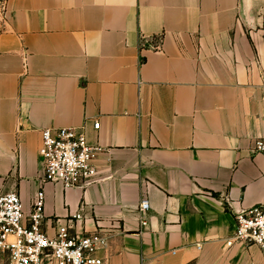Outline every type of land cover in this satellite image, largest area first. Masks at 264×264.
Returning <instances> with one entry per match:
<instances>
[{
    "label": "crops",
    "instance_id": "crops-1",
    "mask_svg": "<svg viewBox=\"0 0 264 264\" xmlns=\"http://www.w3.org/2000/svg\"><path fill=\"white\" fill-rule=\"evenodd\" d=\"M0 34V194L45 226L77 213L105 264H264L226 247L264 206V0H7ZM100 121V129L93 121ZM98 182L43 183L42 130L82 127ZM149 201L147 226L140 223Z\"/></svg>",
    "mask_w": 264,
    "mask_h": 264
},
{
    "label": "built area",
    "instance_id": "built-area-1",
    "mask_svg": "<svg viewBox=\"0 0 264 264\" xmlns=\"http://www.w3.org/2000/svg\"><path fill=\"white\" fill-rule=\"evenodd\" d=\"M100 129V121H93ZM100 147L89 143L85 126L42 130L40 155L44 165L43 183L62 184L65 188H87L98 182L95 166ZM251 152L264 154V137L253 142ZM45 191L33 198L32 210L24 211L17 191L0 194V258L7 264H105L109 235L103 230L78 233L77 213L66 223L55 221L54 234L45 229ZM140 223L148 224L149 201L142 200ZM235 230L226 247H256L264 256V206L253 205L234 211Z\"/></svg>",
    "mask_w": 264,
    "mask_h": 264
},
{
    "label": "rangeland",
    "instance_id": "rangeland-1",
    "mask_svg": "<svg viewBox=\"0 0 264 264\" xmlns=\"http://www.w3.org/2000/svg\"><path fill=\"white\" fill-rule=\"evenodd\" d=\"M8 20L7 0H0V34L6 30ZM0 264H7L6 259L0 258Z\"/></svg>",
    "mask_w": 264,
    "mask_h": 264
}]
</instances>
